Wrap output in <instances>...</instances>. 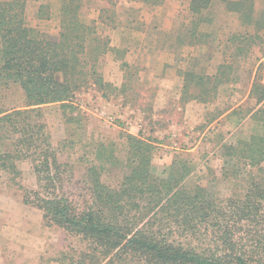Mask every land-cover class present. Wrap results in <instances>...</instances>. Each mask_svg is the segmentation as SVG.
<instances>
[{
  "label": "rangeland",
  "instance_id": "1",
  "mask_svg": "<svg viewBox=\"0 0 264 264\" xmlns=\"http://www.w3.org/2000/svg\"><path fill=\"white\" fill-rule=\"evenodd\" d=\"M26 1L27 28L56 40L64 20L83 41L86 64L70 106L42 112L65 169L62 191L77 207L89 201V171L116 188L138 169L142 152L130 137L147 145L142 169L168 190L200 188L225 206L264 188V103L255 117L254 98L241 104L250 86L264 83V24L249 16L264 12V0L213 1L199 14L189 10L191 0ZM24 104L18 86L0 87V112ZM10 143H0V152ZM173 163L185 170L176 164L173 171ZM15 165L14 183L0 170V264H61L62 252L78 243L23 204L15 183L35 190L36 178L30 160ZM172 172L171 186L163 184ZM259 218L264 236L263 201Z\"/></svg>",
  "mask_w": 264,
  "mask_h": 264
},
{
  "label": "trees",
  "instance_id": "2",
  "mask_svg": "<svg viewBox=\"0 0 264 264\" xmlns=\"http://www.w3.org/2000/svg\"><path fill=\"white\" fill-rule=\"evenodd\" d=\"M213 1L226 2L191 0L189 10L199 14ZM26 2L0 0V87L18 86L25 97L22 109L0 112V143L12 146L0 152V170L14 183L20 176L15 161H31L36 189L26 190L15 183L22 191L23 204L39 210L46 224L60 228L78 243V249L62 252L61 264H264L259 218L264 188L255 185L242 201L229 199L224 206L200 188L187 193L183 185L171 186L177 175L172 172L163 183L171 186L168 190L162 179L151 178L142 169L149 150L135 138L130 137L129 143L131 148L140 146L138 169H131L116 188L102 183L100 173L89 171V201L81 207L72 203L62 191L65 169H60L42 112L52 104L62 109L70 106L78 73L86 64L79 57L83 41L64 20L56 40L27 28L23 21ZM249 16L264 21L262 11L251 10ZM250 97L257 104L263 101L264 84L252 86ZM177 165L179 171L185 170L184 163Z\"/></svg>",
  "mask_w": 264,
  "mask_h": 264
},
{
  "label": "crops",
  "instance_id": "3",
  "mask_svg": "<svg viewBox=\"0 0 264 264\" xmlns=\"http://www.w3.org/2000/svg\"><path fill=\"white\" fill-rule=\"evenodd\" d=\"M263 24H264V21H263ZM263 28H264V25H263ZM261 62H263V61H261ZM264 84V83H263ZM251 90H252V87L250 86V88H248V90H247V92H246V95H245V97L243 98V100L241 101V104H242V102L243 101H245L246 99H251L252 97H250V98H248V96H249V94H250V92H251ZM253 99V98H252ZM263 103H264V100L263 101H261L260 103H256V101H255V109L254 110H258L259 108H260V106H262L263 105ZM240 104V105H241ZM234 107H237V105H235ZM234 107H233V109H234ZM224 116H226V114L224 115Z\"/></svg>",
  "mask_w": 264,
  "mask_h": 264
}]
</instances>
